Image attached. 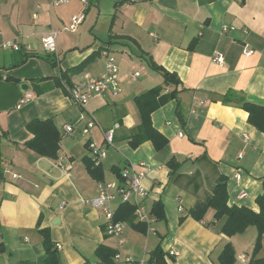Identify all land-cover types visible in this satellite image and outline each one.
I'll return each instance as SVG.
<instances>
[{
  "label": "crops",
  "instance_id": "1",
  "mask_svg": "<svg viewBox=\"0 0 264 264\" xmlns=\"http://www.w3.org/2000/svg\"><path fill=\"white\" fill-rule=\"evenodd\" d=\"M51 1L0 0V264H47L42 230L49 232L58 264H101V246L132 260L126 264H150L159 251L167 264H217L228 243L235 264H251L256 227L229 238L222 233L225 218L216 220L210 210L197 221L190 212L211 198L220 178L231 207L264 211V132L239 105L224 104L227 93L238 92L264 106V0H92L87 10L77 1L60 7ZM82 13L78 32H69L71 18ZM52 28L59 32L56 54L42 45ZM9 41L20 51L2 47ZM246 47L254 54L246 56ZM215 53L223 65L213 61ZM108 55L119 66L123 93L95 96L82 110L68 86L85 76L100 78ZM86 61L82 73L62 78ZM151 63L181 82L177 98L151 114L167 140L159 150L151 140L137 148L130 143L141 125L137 98L165 87ZM134 74L140 75L136 81ZM175 88L165 87L164 94ZM26 94L32 100L18 108ZM82 113L97 122L88 136ZM36 120H53L58 128L57 159L27 146L34 138L28 125ZM68 124L73 136L64 132ZM116 124L115 143L108 146L104 133ZM91 143L107 149L101 180L118 184L122 170H142V163L151 169L145 206L153 217L154 204L164 210L153 230L124 222L123 245L89 204L99 195ZM257 257L264 258V238Z\"/></svg>",
  "mask_w": 264,
  "mask_h": 264
},
{
  "label": "trees",
  "instance_id": "2",
  "mask_svg": "<svg viewBox=\"0 0 264 264\" xmlns=\"http://www.w3.org/2000/svg\"><path fill=\"white\" fill-rule=\"evenodd\" d=\"M87 63L88 62L86 61L82 65L69 70L62 75V78L67 80L70 75L82 73ZM151 66L162 75L164 78V86L166 88L170 86H175L176 88L173 92L164 94L165 87H159L137 98L136 101L141 114V125L139 126L137 133L130 137V143L134 148H137L142 142L151 140L159 150L166 147L167 140L154 129L151 122V114L156 109L165 105L168 101L177 98L179 92L178 87L181 82L176 75L171 74L156 64L151 63ZM233 103H236L248 113V121L252 126L257 130L264 132V106L248 102L241 93L229 92L224 96V104L227 105ZM28 130L34 134V138L27 144V146L42 157L57 159L61 136L53 120L33 121L28 125ZM169 166L173 170L172 162ZM91 167L93 168V165ZM91 167L92 174L96 176L99 181H102L98 176V173H100V166L94 169ZM118 175L120 177V174ZM210 210L215 212L214 218L216 220H222L225 218L222 233L229 238L237 234H242L251 226L256 227L258 229V238L255 244L251 264H264V258L257 257L263 246L264 211L257 214L245 207H231L229 205V196L224 178H220L217 182L211 198L207 202L200 203L190 212V215L195 220L202 221ZM152 214L157 219H164V210L160 203L154 204ZM116 220L135 225V207L132 205L120 206L116 214ZM41 234L44 238L43 243L47 251L46 263L58 264L57 250L50 239L49 232L47 230H42ZM116 254V251L105 246L99 247L97 251V256L101 264H114L113 259ZM164 256L163 252H156L152 256L150 264H167ZM235 262L236 253L232 244L228 243L223 249L217 264H235Z\"/></svg>",
  "mask_w": 264,
  "mask_h": 264
},
{
  "label": "built area",
  "instance_id": "3",
  "mask_svg": "<svg viewBox=\"0 0 264 264\" xmlns=\"http://www.w3.org/2000/svg\"><path fill=\"white\" fill-rule=\"evenodd\" d=\"M77 1L79 2L85 10L89 8L92 0H52L51 6L59 7L67 3ZM85 13L75 15L71 18V22L68 27V31L71 33H77L80 26L85 20ZM227 28H224L223 32L226 33ZM58 30L52 28L44 37L42 38V45L44 50L48 54L57 53V37ZM2 47L5 49H12L14 51H20L21 47L17 41L4 42ZM244 54L246 56H251L254 51L249 47L244 49ZM107 63L105 68V73L100 78H95L91 76H85L83 80L71 87L68 86L69 94L73 102L85 110L88 102L95 96H103L106 93H111L114 97H118L123 93L122 82L120 79V69L117 65L115 59L111 56H107ZM213 61L216 64L223 65L224 57L215 53L213 56ZM140 77L139 74H134L132 80L136 81ZM33 95L26 94L25 97L20 101L18 108L22 107L32 100ZM201 105L205 106L206 102L201 101ZM193 113L195 111L193 110ZM80 120L83 123L82 133L85 136L90 135L91 130L97 126V122L94 118H87L84 113H82ZM120 128L119 124H116L114 128L108 132L104 133L105 142L108 146H113L115 143V132ZM65 134L73 136L75 128L73 125L68 124L64 126ZM90 149L93 153V160L96 167L102 166L104 160L107 157V149L99 147L95 143H91ZM142 170H136L135 168H125L120 173V182L118 184L106 182L104 180L98 181L99 195L89 201V204L102 213V216L106 220V230L109 236L117 238L119 244L123 245L125 223L116 220V214L120 206L122 205H132L135 207L136 220L140 223L147 225L149 230L152 229V224L156 221L145 206V201L148 198V190L144 187V181L148 178L151 173V169H146L145 164H139ZM240 176H237L239 179ZM242 194L241 197H244ZM131 259H123L120 254H116L113 263L114 264H126L130 263Z\"/></svg>",
  "mask_w": 264,
  "mask_h": 264
},
{
  "label": "water",
  "instance_id": "4",
  "mask_svg": "<svg viewBox=\"0 0 264 264\" xmlns=\"http://www.w3.org/2000/svg\"><path fill=\"white\" fill-rule=\"evenodd\" d=\"M24 87H26V86L23 85V86H22V90H24ZM27 89H28V87H27Z\"/></svg>",
  "mask_w": 264,
  "mask_h": 264
},
{
  "label": "rangeland",
  "instance_id": "5",
  "mask_svg": "<svg viewBox=\"0 0 264 264\" xmlns=\"http://www.w3.org/2000/svg\"><path fill=\"white\" fill-rule=\"evenodd\" d=\"M67 4H69V3H67ZM67 4H65V5H67ZM62 6H64V5H62ZM54 7V6H53ZM60 7V6H59Z\"/></svg>",
  "mask_w": 264,
  "mask_h": 264
}]
</instances>
